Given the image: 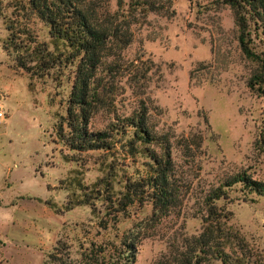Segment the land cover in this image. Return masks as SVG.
Returning <instances> with one entry per match:
<instances>
[{
  "label": "rangeland",
  "instance_id": "rangeland-1",
  "mask_svg": "<svg viewBox=\"0 0 264 264\" xmlns=\"http://www.w3.org/2000/svg\"><path fill=\"white\" fill-rule=\"evenodd\" d=\"M13 1L0 0V12L9 14ZM115 1L108 0L112 9ZM170 9L173 14L138 15L118 59L125 68L107 79L114 101L90 121L100 130L121 123L139 99L129 69L139 72L149 123L169 135L181 182L178 205L165 213L149 202L116 211L108 197L122 196L126 177L148 158L123 151V140L107 151L69 150L55 124L66 113L76 62L30 78L2 50L7 31L0 17V103L6 112L0 120V264H59L52 256L56 247L73 264L92 242L106 246L103 264H113L125 254L120 241L126 236L137 241L132 264H170L164 262L169 245L201 231L209 191L238 173L264 181V83L249 84L255 75L264 78L260 21L241 10L254 59L242 51L227 0H172ZM32 26L38 40L49 43L47 28L38 21ZM194 135L201 147L191 161L178 143ZM225 192L215 200L218 212L229 214L228 225L264 262V195L243 183ZM83 196L90 203L76 204Z\"/></svg>",
  "mask_w": 264,
  "mask_h": 264
},
{
  "label": "trees",
  "instance_id": "trees-1",
  "mask_svg": "<svg viewBox=\"0 0 264 264\" xmlns=\"http://www.w3.org/2000/svg\"><path fill=\"white\" fill-rule=\"evenodd\" d=\"M235 12L238 39L242 51L258 59L245 41L246 18L243 8L260 21L264 29V0H227ZM115 9L108 0H14L9 14L1 13L7 31L2 50L13 61L15 69L30 78L48 76L55 67L76 62L71 89L67 98L66 113L55 124L56 137L72 151L111 150L123 140V151L134 155L141 151L148 158L143 168L126 177L122 196L107 200L116 204L118 213H125L128 206L149 202L154 211L165 213L178 205L181 182L176 174L172 143L168 134L154 131L148 119V107L142 98L143 90L137 86L139 72L129 69L130 87L139 96L136 107L121 123H112L106 129H91L93 116L109 103H113V90L107 79L123 67L118 59L120 52L131 43V25L138 15L149 12L170 13L172 0L115 1ZM41 22L47 28L49 43L39 41L32 23ZM52 44V48H50ZM139 76V77H138ZM250 80L253 88L264 83L255 75ZM195 136V135H194ZM119 139V140H118ZM182 155L194 160L200 152L201 139L184 137L178 143ZM140 150H137L139 149ZM67 158V157H66ZM243 183L252 191L264 195V181L238 173L208 192L202 215V228L198 234L185 236L179 244L169 245L164 262L170 264H264L260 254L245 238L228 225L229 214L218 212L215 200L225 197V188ZM76 204H89L90 197L83 196ZM72 205L67 206L71 209ZM125 254L116 257L113 264H132L135 261L137 241L124 237L120 241ZM106 246L90 243L79 253L73 264H103ZM53 259L66 263L62 248H54ZM60 252V255L56 253ZM68 258V255H66ZM66 258V259H67Z\"/></svg>",
  "mask_w": 264,
  "mask_h": 264
},
{
  "label": "built area",
  "instance_id": "built-area-1",
  "mask_svg": "<svg viewBox=\"0 0 264 264\" xmlns=\"http://www.w3.org/2000/svg\"><path fill=\"white\" fill-rule=\"evenodd\" d=\"M5 117H6V112L4 111L2 106L0 105V120L5 119Z\"/></svg>",
  "mask_w": 264,
  "mask_h": 264
},
{
  "label": "crops",
  "instance_id": "crops-1",
  "mask_svg": "<svg viewBox=\"0 0 264 264\" xmlns=\"http://www.w3.org/2000/svg\"><path fill=\"white\" fill-rule=\"evenodd\" d=\"M1 102V101H0ZM0 105L2 106V104L0 103Z\"/></svg>",
  "mask_w": 264,
  "mask_h": 264
}]
</instances>
